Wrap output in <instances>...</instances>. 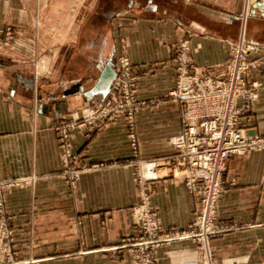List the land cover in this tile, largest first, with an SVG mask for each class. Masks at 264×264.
Here are the masks:
<instances>
[{
    "label": "crops",
    "instance_id": "0c3cea01",
    "mask_svg": "<svg viewBox=\"0 0 264 264\" xmlns=\"http://www.w3.org/2000/svg\"><path fill=\"white\" fill-rule=\"evenodd\" d=\"M8 1L9 23L19 34L0 47V54L22 52L17 45L24 38L30 51L36 0ZM103 1L95 0L99 12L94 31L88 30L80 46L67 49L60 68L47 77L39 80L36 73L0 62V178L36 177L32 188L3 197L18 264H131L133 249L125 241L138 236L131 218L138 202L134 166L171 154L170 139L181 129L178 105L163 98L174 84L177 41H189L200 74L227 60L223 40H235L244 26L246 39L260 47L249 55L258 69L248 78L262 84L244 123L264 137V6H254L264 0H252L248 15L244 0ZM121 37L137 77L138 98L156 101L155 106L142 107L135 115V155L122 118L89 137L84 125L73 130L76 165L89 170L70 190L59 176L61 152L51 127L77 110L109 100ZM226 175L235 185L221 197L215 222L228 231L210 238L208 249L218 264H264V150L245 161L232 157ZM149 204L164 230H184L192 220L194 201L181 181L151 182ZM193 247L189 240L160 244L152 251L154 264H171V255ZM193 262L182 256V264Z\"/></svg>",
    "mask_w": 264,
    "mask_h": 264
},
{
    "label": "built area",
    "instance_id": "2783aa9c",
    "mask_svg": "<svg viewBox=\"0 0 264 264\" xmlns=\"http://www.w3.org/2000/svg\"><path fill=\"white\" fill-rule=\"evenodd\" d=\"M252 0L243 1V10L248 15ZM120 28L121 24H117ZM120 53L116 57L115 75L108 89L109 100L100 110L83 111L73 118H60L53 126L59 132V144L64 158V177L71 174L67 169L76 163V156L70 150V131L79 125L100 129L107 122L124 118L127 137L133 154L137 151V139L133 112L140 104L134 98L137 77L125 53L126 43L121 37ZM227 46L228 58L222 63L207 67L197 73L191 59V47L187 39L177 41L173 47L175 79L165 99L178 105L181 129L170 139L173 152L152 161L162 174L138 179L139 206L134 210V227L138 236L125 242L133 250L131 264H154L152 251L160 244L173 241L193 242L194 247L182 250L179 256H170L171 264H182V256L194 259V264H218L208 249V240L228 229L215 222L217 207L221 197L235 185L227 179V163L232 157L247 159L264 148V138L245 126V119L251 114L252 105L258 99L262 84L249 80V74L258 69L256 60L250 53L259 50L256 42L247 40L244 26L235 40H223ZM143 103V102H141ZM62 167V168H63ZM92 166L90 169L97 168ZM73 173L79 174L89 168L81 167ZM160 178L181 181L194 201L193 217L184 230H164L150 207L151 182ZM22 182L0 181V264H18L13 260L12 240L7 227L8 214L4 210L3 188L18 186ZM222 264H237L229 260Z\"/></svg>",
    "mask_w": 264,
    "mask_h": 264
},
{
    "label": "rangeland",
    "instance_id": "374dc122",
    "mask_svg": "<svg viewBox=\"0 0 264 264\" xmlns=\"http://www.w3.org/2000/svg\"><path fill=\"white\" fill-rule=\"evenodd\" d=\"M3 1L1 2L3 7L1 6L0 8L1 9L0 11L3 12V14L0 15V47L2 45L6 46L7 44L12 43L11 40L14 38V36L16 34H19L18 30L14 29L9 23L10 2L7 0L4 3ZM96 1H103V0H96ZM109 1L112 2L113 0H104L103 2L104 4H108L107 2ZM119 1H123V0H119ZM97 10L98 9L95 8V0H36L35 17L37 20V26L35 28V38L31 42V47H30L31 50L28 51V39L24 38L22 39V41H20L19 45H17L19 48V51H22V52L16 51V54L13 52H10L9 54L8 53L0 54V62H6L11 65H16V66H19L23 70H28L30 72L36 73L37 78L39 80L43 79L44 77H47L51 69L58 70L60 68L62 61H63L62 55H65V52L67 49L72 48L73 45L75 47L80 46L83 41V38L85 37V34L86 33L88 34L89 31L90 32L94 31L93 28L95 26V20H98V17H96V14H98L99 11ZM117 24H121V21H119ZM118 43H119L118 45H120V40H118ZM116 57L117 56H115L114 58L115 64H116ZM137 91L138 90L136 86L134 98L137 101H139L140 104L135 107V110H132L133 115H134L133 116L134 125H135V115L139 112V110L142 107L155 106V102H156V101H150V102L142 101L141 99L138 98ZM165 96L166 94L163 96V98H165ZM106 102L108 101H105L103 103H106ZM103 103L99 104L98 106H89V107L82 108L80 110H77L70 117H64V118H73L79 113L83 111L93 110V108H95V111L96 110L99 111L100 110L99 108L103 106ZM122 119L124 120V118ZM57 122H55L51 128L57 134L58 146L61 152V161H62L64 158V154L59 144V132L56 131L53 127ZM124 123L126 124L125 120H124ZM78 127H75L74 129L70 131V141H71L72 131ZM86 130L88 132L86 134V137H89L92 132H95V130H98V129H91V131H89L88 128L86 127ZM69 145H70V150H71L70 142H69ZM261 150H264V148ZM254 154H252L251 156H253ZM237 159L241 161L247 160L243 158H237ZM62 167L63 166H61V170L59 172V176L61 180L65 182V184L68 186L70 190H74L76 187L77 181L79 180L83 172L79 174L77 179L73 176V173L76 172V170L80 171L79 169L81 168V166L76 165V163H71L69 166H67V169L69 172H72V173L65 177L62 175L65 171V168L64 167L62 168ZM83 168H86V167H83ZM95 169L96 168H94V170ZM134 172H135L136 188H137V194H138V202L132 211L131 218L133 222H134V218H133L134 210L139 206V203H140L138 179H140V175H142V172L140 169V165L138 163L134 166ZM162 173H159V174H162ZM7 179L13 180V181H20L22 183L18 186H13V187L5 186L2 191V200H3L4 194L9 193L19 188H26V187L32 188L36 182V177L33 175L21 176V177H4V178H0V181L7 180ZM3 205H4V201H3ZM4 210L6 212L5 207H4ZM8 217L9 219H8L7 227L10 231V237L13 242L12 232L9 227L11 218L9 215ZM133 240L135 239H131L130 242L132 243ZM11 251L15 254V250L13 246L11 248ZM14 254H13V259H14Z\"/></svg>",
    "mask_w": 264,
    "mask_h": 264
},
{
    "label": "bare ground",
    "instance_id": "6f19581e",
    "mask_svg": "<svg viewBox=\"0 0 264 264\" xmlns=\"http://www.w3.org/2000/svg\"><path fill=\"white\" fill-rule=\"evenodd\" d=\"M107 73L104 74V76H103V77H105L104 79L109 77V75H107ZM162 172H164L163 169L157 170L154 166H152V164H144L143 163V165H142V174L146 177H152V176L158 175L159 173H162Z\"/></svg>",
    "mask_w": 264,
    "mask_h": 264
},
{
    "label": "water",
    "instance_id": "95a60500",
    "mask_svg": "<svg viewBox=\"0 0 264 264\" xmlns=\"http://www.w3.org/2000/svg\"><path fill=\"white\" fill-rule=\"evenodd\" d=\"M259 5L263 7V6H264V2H262V3H260V4L256 2V4H255L254 6H259ZM114 75H115V73H114L113 76H112V80H113V78H114Z\"/></svg>",
    "mask_w": 264,
    "mask_h": 264
}]
</instances>
